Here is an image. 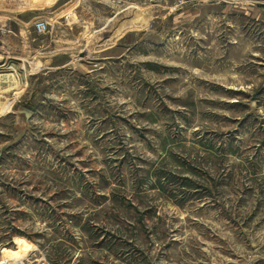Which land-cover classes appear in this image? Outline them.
Segmentation results:
<instances>
[{
    "label": "rangeland",
    "instance_id": "1",
    "mask_svg": "<svg viewBox=\"0 0 264 264\" xmlns=\"http://www.w3.org/2000/svg\"><path fill=\"white\" fill-rule=\"evenodd\" d=\"M0 264H264V0H0Z\"/></svg>",
    "mask_w": 264,
    "mask_h": 264
},
{
    "label": "built area",
    "instance_id": "2",
    "mask_svg": "<svg viewBox=\"0 0 264 264\" xmlns=\"http://www.w3.org/2000/svg\"><path fill=\"white\" fill-rule=\"evenodd\" d=\"M36 30L40 33H44L46 32V30L48 29V24L46 22H37V24L35 25Z\"/></svg>",
    "mask_w": 264,
    "mask_h": 264
},
{
    "label": "crops",
    "instance_id": "3",
    "mask_svg": "<svg viewBox=\"0 0 264 264\" xmlns=\"http://www.w3.org/2000/svg\"><path fill=\"white\" fill-rule=\"evenodd\" d=\"M27 6H29L28 8H27V11H33V10H35V8L32 6V5H30L29 3H28V5ZM30 6H32V7H30Z\"/></svg>",
    "mask_w": 264,
    "mask_h": 264
},
{
    "label": "bare ground",
    "instance_id": "4",
    "mask_svg": "<svg viewBox=\"0 0 264 264\" xmlns=\"http://www.w3.org/2000/svg\"><path fill=\"white\" fill-rule=\"evenodd\" d=\"M139 21H140V19H139ZM132 24H133V23L130 22V24L127 25V28H131V25H132ZM137 25H138V24H137ZM145 25H146V24H145ZM132 26H133V25H132ZM141 26H142V25H141ZM135 28H136V27H135ZM135 28H134V29H135ZM141 28H142V27H141ZM115 39H116V38H115Z\"/></svg>",
    "mask_w": 264,
    "mask_h": 264
}]
</instances>
